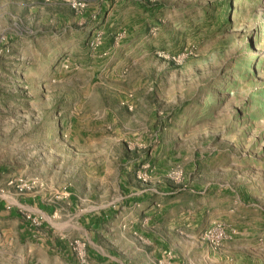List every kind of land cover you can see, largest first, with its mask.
<instances>
[{
  "label": "rangeland",
  "instance_id": "374dc122",
  "mask_svg": "<svg viewBox=\"0 0 264 264\" xmlns=\"http://www.w3.org/2000/svg\"><path fill=\"white\" fill-rule=\"evenodd\" d=\"M32 197L138 202L149 264H264V0H0V264L52 237Z\"/></svg>",
  "mask_w": 264,
  "mask_h": 264
},
{
  "label": "crops",
  "instance_id": "0c3cea01",
  "mask_svg": "<svg viewBox=\"0 0 264 264\" xmlns=\"http://www.w3.org/2000/svg\"><path fill=\"white\" fill-rule=\"evenodd\" d=\"M20 202L44 219L45 223L42 230L46 234L52 230V237L48 236L39 240L26 237L25 243L20 245L22 251H26V253L11 255L9 257L11 261L17 259L13 262L76 264L74 257L70 255L69 240L72 235H78L79 233H82L88 239V264H132V262L134 264H149L154 260V257L151 258L147 255L144 246L145 240L142 239L141 235H137L138 230L135 221L143 217L142 212L144 211L138 202L136 204L137 208L131 212L130 224L123 221L122 218L120 220L119 216H116L114 220L108 219L107 210L99 208L97 204L90 205L84 210V215L87 216L82 219L79 217L78 220V214L80 213L75 210L73 214L70 211V214H67L65 218L59 219L57 213L60 210L56 206L45 205L39 197L23 199ZM68 206L72 208V201L68 203ZM74 216L77 217L75 222L73 221ZM56 231L57 237L54 235ZM106 231H109L113 237L111 240H106L109 246L103 245V235ZM54 237L55 239H53Z\"/></svg>",
  "mask_w": 264,
  "mask_h": 264
},
{
  "label": "built area",
  "instance_id": "2783aa9c",
  "mask_svg": "<svg viewBox=\"0 0 264 264\" xmlns=\"http://www.w3.org/2000/svg\"><path fill=\"white\" fill-rule=\"evenodd\" d=\"M23 190L22 187H20V191ZM26 219L32 220L33 222H36L35 219H31L30 214H26ZM72 253L75 256L78 264H86L87 263V242L83 238H76L72 241ZM164 256H166L164 258ZM172 255L170 251H165L164 254L162 255L161 259L158 261V264H163L164 259H171Z\"/></svg>",
  "mask_w": 264,
  "mask_h": 264
}]
</instances>
